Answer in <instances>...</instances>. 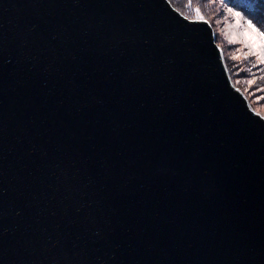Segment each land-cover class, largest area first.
Here are the masks:
<instances>
[{
	"label": "water",
	"instance_id": "water-1",
	"mask_svg": "<svg viewBox=\"0 0 264 264\" xmlns=\"http://www.w3.org/2000/svg\"><path fill=\"white\" fill-rule=\"evenodd\" d=\"M0 264H264V117L169 0H0Z\"/></svg>",
	"mask_w": 264,
	"mask_h": 264
},
{
	"label": "rangeland",
	"instance_id": "rangeland-1",
	"mask_svg": "<svg viewBox=\"0 0 264 264\" xmlns=\"http://www.w3.org/2000/svg\"><path fill=\"white\" fill-rule=\"evenodd\" d=\"M186 17L208 20L215 31L226 66L234 84L241 89L251 107L264 117V37L253 22L229 7L223 0L194 2L183 0ZM239 13V15H236ZM249 33L245 36L244 33Z\"/></svg>",
	"mask_w": 264,
	"mask_h": 264
},
{
	"label": "trees",
	"instance_id": "trees-1",
	"mask_svg": "<svg viewBox=\"0 0 264 264\" xmlns=\"http://www.w3.org/2000/svg\"><path fill=\"white\" fill-rule=\"evenodd\" d=\"M175 8L186 15L183 0H169ZM194 2L208 0H189ZM229 7L242 13L264 33V0H223Z\"/></svg>",
	"mask_w": 264,
	"mask_h": 264
},
{
	"label": "snow or ice",
	"instance_id": "snow-or-ice-1",
	"mask_svg": "<svg viewBox=\"0 0 264 264\" xmlns=\"http://www.w3.org/2000/svg\"><path fill=\"white\" fill-rule=\"evenodd\" d=\"M236 15H239V13H236ZM249 28H252L253 31H255V26L251 23V21H249ZM244 35H245V36H248L249 33L245 32ZM260 35H261L262 37H264V33H261ZM261 46H264V45H261Z\"/></svg>",
	"mask_w": 264,
	"mask_h": 264
}]
</instances>
